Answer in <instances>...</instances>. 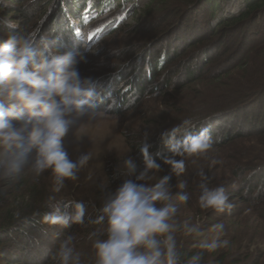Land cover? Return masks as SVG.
I'll return each instance as SVG.
<instances>
[{"label":"trees","instance_id":"obj_1","mask_svg":"<svg viewBox=\"0 0 264 264\" xmlns=\"http://www.w3.org/2000/svg\"><path fill=\"white\" fill-rule=\"evenodd\" d=\"M20 1L9 0V3H16L17 5L21 3ZM115 1L119 0H39L36 14L24 13V17L26 25L33 20H45L48 34L53 37H61L65 50L69 51L74 48L82 51L81 41L74 40L75 32L72 21L82 23L84 11L99 13L109 5L116 3ZM223 1L226 0H144L140 7L135 8V14H140L136 20L139 21L138 25L141 19L149 21L148 19L151 17V19L158 18L157 20H159L158 14H166L164 22H158L159 24L149 29L144 47L148 49V45L155 43L158 38L162 40L167 36H174L170 38L168 41L170 44L168 43L162 52L158 51L155 54L151 53V50L135 52L129 62L139 57L137 60L140 66L135 68L136 61L129 66L131 69L126 70L128 73L125 79L124 76L122 77L126 72L125 68L120 67L114 71L118 74L107 75L105 80L107 78V81L111 80L108 84L106 81H102V76L98 80H93L101 94L100 104L116 103V106L122 109L131 103L125 97L128 92L130 96L135 97L134 95H136L137 98H143L150 93L159 92L163 87L165 89L176 88L182 85L184 81L191 84L195 82L194 78L206 77V74L208 75L207 79L214 84L220 77L231 74L235 80H238L235 87L215 94L216 96L210 102L202 101V103L194 104L195 106L183 104L184 109L187 107L185 110L187 115L184 120L190 119L193 122L194 127L191 131L194 135L204 128L208 129L212 140L210 149H221L245 137H261L264 134V106H261L259 101H264V62L258 69H255L254 64H249V60L251 58H264V0H242V7L236 14L220 17L222 14L221 2ZM1 2L2 0H0V13L9 15L11 12H8V7L2 5ZM191 17L192 23L188 31L183 34L176 33L177 23L184 25ZM0 22L1 31H5L4 34H0V41H3L16 29L10 28L9 23L12 22H5V18H1ZM128 27L129 25H126L125 22L120 23L105 33L101 40L108 37L110 39ZM16 34H20V31L17 30ZM177 35H179V39H177ZM150 37L151 40H149ZM172 39L175 40V43ZM73 41L75 42L73 43ZM188 67L189 70L185 72V76L179 79L182 69ZM175 79H179V81H175ZM232 81L226 80V83L232 84ZM124 83L127 85L125 94H121L118 86L121 87ZM228 84L222 85V88ZM116 106L113 105L112 107ZM256 108L261 111L262 116H252ZM182 111L183 109L180 113ZM248 111L252 114L251 116L247 115L246 112ZM164 130L166 129H162V132ZM148 142L145 138H140L137 151H140L144 143L147 144ZM147 146L151 158L160 164L163 163V157L171 155L168 147L161 143L160 136L151 146L149 144ZM258 146L259 149L256 151L254 150L257 148L254 147L250 151L232 152L233 157L236 158H231L232 162L229 164L231 178H228V183L220 186L224 187L229 199L240 201L241 204L238 207H232L224 214L229 213L230 217H237L246 207H250L251 210L258 209L262 214L260 215L262 224L260 226L264 230V142H258ZM249 152L255 153L256 156L245 158L244 153ZM141 159V166H144L143 155ZM208 169L209 166H205L206 173H208ZM159 172L161 174H155L156 180L164 175H171L169 185L173 195L178 191L176 185L179 181L186 180L188 186L185 191L190 196L188 203L194 206L199 204L198 199H195L194 194H192L195 183L193 180L198 178L196 174H188L187 168L185 171L187 174L180 177L167 174L162 167ZM121 173L124 172H113L108 175V178L115 180L117 177H123V181L128 179L127 175ZM113 186L117 187L118 183L113 182L111 187ZM197 188V192L200 193L198 185ZM16 189V193H19L20 188ZM5 200L6 193H3L0 195V262L5 261L6 264L49 263L58 243H55L48 252H45L43 247L42 249L38 248L41 244L39 238L44 237L42 234L48 225L43 219L50 210L47 204L37 208L29 206L26 212L21 210L18 215H13L11 208L3 210L6 207ZM67 201L69 200L64 202ZM93 204V206L85 204L84 209L93 208L95 210L90 218L96 222L97 218L102 215L103 203L94 202ZM181 205V212L186 213L184 205ZM233 205L236 206V204ZM195 215V221L200 225L201 215L197 212ZM184 221V217L173 218L171 221L177 225L173 234L177 242L179 264H188L190 257L197 253L202 255L200 264H264V247L259 248L260 245L257 246L255 234L239 237V233L232 230V233H229L231 236L226 238L229 241L227 246L215 252H209L199 247L204 238H198L197 234L185 235ZM82 227L83 225L70 224L69 227L65 228L64 236L74 228L78 232H83ZM97 233L99 235L94 237L95 239H103L107 236V231H98ZM16 236L20 237L16 238ZM12 250L17 253L7 259L8 253Z\"/></svg>","mask_w":264,"mask_h":264},{"label":"clouds","instance_id":"obj_2","mask_svg":"<svg viewBox=\"0 0 264 264\" xmlns=\"http://www.w3.org/2000/svg\"><path fill=\"white\" fill-rule=\"evenodd\" d=\"M9 27L15 30L18 26L9 23ZM59 47L58 38L42 34L39 28L20 34L13 31L0 41V179L16 180L28 165L36 177L45 171L50 173L54 193H59L66 181L78 180V173L91 159V153L71 159L63 144L65 136L78 121H94L106 115L100 107L96 83L79 72L83 56L70 50L61 52ZM193 127V122L185 119L160 134L161 143L171 153L162 158L163 164L176 177L186 171L185 160L177 157L204 155L212 147L208 129L194 135ZM147 149L146 143L140 148L145 169L135 180L125 179L103 203L96 222L107 221V236L93 240L96 264H179L173 234L177 225L171 221L177 205L187 204L190 199L185 191L187 181H179L175 195L170 191L171 175L160 177L151 186L138 183L149 178V171L161 170V164ZM123 168L125 175L131 176L136 164L129 157L123 161ZM199 175L203 179L205 172ZM199 188L201 209L224 212L233 207L224 187L201 182ZM47 206L50 210L43 219L48 225L67 228L84 223L81 201L61 203L52 195ZM225 229L222 221L212 224L208 229L210 238L199 247L215 252L227 246L229 241L221 239ZM183 230L185 235L199 234L200 226L185 220ZM98 235L92 232L89 238ZM53 255L58 264H81L76 236L66 234ZM201 260L202 255L197 253L188 264H200Z\"/></svg>","mask_w":264,"mask_h":264},{"label":"rangeland","instance_id":"obj_3","mask_svg":"<svg viewBox=\"0 0 264 264\" xmlns=\"http://www.w3.org/2000/svg\"><path fill=\"white\" fill-rule=\"evenodd\" d=\"M38 1L39 0H21V3L16 5V3H9V0H2L1 4L7 6L8 12L10 11L11 13L7 16L5 13H0V19L5 18V22L10 21L17 25L16 31L27 32L39 28L42 34L50 36L46 30L47 22L45 20L37 19L32 22L29 21L30 23L26 25L24 13L27 14L31 12V14H36L37 5H39ZM115 2L116 3L109 5L99 13L89 12L88 10L84 11L82 13V23L72 21L75 32L74 40L78 39L81 41L82 51L74 48L70 51L78 52L83 56V60L78 65L81 76L91 78L92 80H98V78L102 76V81H106L107 84L111 82L110 79L107 81L108 78L105 80L107 75L118 74L114 73V71L120 67H123L122 69L125 68V71L129 70L131 69L129 66L136 61L135 68H139L140 63L137 60L139 57L129 62L135 52H141V50H151L153 54L158 51L162 52V49L166 48L168 43L170 44V42H168L170 38L174 36H167L162 40L158 38L155 43L148 45V49L145 48L144 44L146 42L145 40H147L149 29L159 24L158 22H164L166 14H158L159 20H157L158 18L151 19V17H149V21L141 19L138 25L139 21L137 22L136 20L140 14H135V8L140 7L144 3V0H119ZM221 7L222 14L220 17L236 14L242 7V0H226L221 2ZM174 9H176V7H174ZM124 22L126 25H129V27L123 32L116 34V36L110 39H108V37L101 40L105 33L109 32L114 26ZM191 23L192 17L184 25L183 23H177L175 29L176 33H186ZM1 30L2 29H0V31ZM4 33L5 31H1L0 34ZM178 36L179 35H177V39H179ZM50 38H58L60 45L59 51H67L64 49L65 47L61 42L63 41L61 37L50 36ZM149 40H151V37ZM172 41L175 43L174 39H172ZM74 42L75 41H73V43ZM250 60L249 64H254L255 69H258L264 62V58H251ZM188 70L189 67L187 69H182L179 79L184 77L185 72ZM130 72L132 73L133 70ZM127 73L126 71L125 74L122 75L124 79ZM130 76L132 77V75ZM207 76L206 74V77H196L194 78L195 82L191 84L184 81L182 85L176 88L169 87L165 89L163 87L159 92L150 93L143 98H137L136 95H134L135 98L133 95L130 96L128 92L125 97L126 100L131 101V103L129 106H125L122 109H119L116 103L107 102L100 104V107L105 110L106 115L94 121H89L87 118L78 121L63 140L64 147L73 160L78 159L82 154L91 153V159L88 164L78 173V180L66 181L65 187L59 193H54L52 190L53 181L50 173L45 171L39 177H36L30 167L26 165L18 179L14 181L8 178L0 179V195L6 193V207L3 210L11 208L13 215H18V213H21V210L26 212L29 206L37 208L46 205L48 198L52 195L56 196L58 202L62 201L61 203L65 200L81 201L84 207H86L85 204L92 205L94 202L104 203L106 198L123 181V177H117L115 180H111L108 178V175L113 172H124L123 161L125 159L130 157L136 164L135 172L131 176H127L128 179L135 180L136 176L145 169L146 165L141 166L142 155L140 151L136 149L140 138H145L146 142L151 140L147 143L151 146L155 140L159 138L162 129H170L175 124L184 120L187 115L185 112L187 107L184 109L183 104L193 106L199 102L202 103V101L210 102L216 96L215 94L222 92V90L235 87L238 81L230 74L220 77L214 84V82H210V80L207 79ZM179 79H175V81H179ZM226 80H233V83L231 82L232 84H228ZM155 84H157V82H155ZM226 84H228V86L222 88V85ZM126 86L125 83L122 84L121 87L118 86L121 94H125ZM259 102L261 106H264L263 100ZM113 105L116 107H112ZM188 108L191 109V107ZM182 109L183 113H180ZM260 112L261 111L256 108L253 115L249 111L246 113L250 116L259 117L260 115L262 116ZM258 142H264V134L258 138L245 137L243 139H238L221 149H209L204 155L183 158L185 160V166L189 171L188 174H196L198 176V178H194L193 180L195 183L193 184L194 192H192V194H194L193 196L195 199L199 197L200 193L197 192V185L199 186L201 182L210 187L228 183V178H231L229 164L232 162L231 158H236L233 157L234 155L232 152L240 150L250 151L254 149V147L257 148L254 150L256 151L259 149ZM244 154V157L247 159L256 156V154L252 152ZM28 159L30 164L31 155H29ZM213 161L216 163H213ZM205 166H209L208 173L205 171ZM161 167L167 174H171L168 165L162 163ZM201 171L205 172L203 179L199 175ZM121 174H125V172ZM155 174L161 173L149 171V178L141 180L140 183H144L148 186L152 185L157 178ZM113 182H117L118 186L111 187ZM16 188H20L19 193H16ZM229 202L232 205L236 204V206L233 205V208L241 205L240 201L229 199ZM183 205L186 209V213L181 212L182 205L178 204L177 214L173 218L184 217V219L188 220L190 223H196L194 218L196 216L195 212L200 214L201 223L199 225L200 233L197 234L198 238H204V240L210 238V233H208L210 226L216 222L222 221L225 223L226 229L225 235L222 236L221 239L230 237L231 235L229 233H232V230H236L239 233V237H247L255 234L257 246L260 245L259 248L264 247V230L260 226L262 225L260 221V215L262 214L258 209L251 210L250 207H246L244 211H242L239 208L242 212L240 214L238 213L239 215L237 217H230L229 213L224 214L227 210L224 212H216L213 210L205 211L199 207V204L195 206L190 203ZM84 211V218L86 217V220H84L82 224L83 232H78V230H74V228L66 234L72 233L76 236V248L81 253V264H96V257L92 248V243L95 238H89V234L98 231L106 232L107 221L105 220L103 223H97L91 220L90 217L95 211L93 208H86ZM187 213L189 215H186ZM46 226L47 229L45 232L43 231L42 234L44 237L39 236L41 237L39 238L41 244L38 248L42 249L43 247L45 252H48L55 243H58L64 237L65 228H59L60 226L58 225ZM202 229L204 230L202 231ZM19 237L20 236H16V238ZM16 253V251H10L7 259H10L13 254ZM0 264H6V262L2 261ZM47 264H58V261L53 255Z\"/></svg>","mask_w":264,"mask_h":264},{"label":"bare ground","instance_id":"obj_4","mask_svg":"<svg viewBox=\"0 0 264 264\" xmlns=\"http://www.w3.org/2000/svg\"><path fill=\"white\" fill-rule=\"evenodd\" d=\"M93 34V33H92Z\"/></svg>","mask_w":264,"mask_h":264}]
</instances>
